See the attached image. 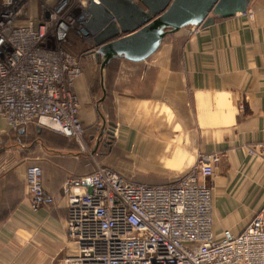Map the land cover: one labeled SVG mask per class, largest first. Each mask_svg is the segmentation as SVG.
Masks as SVG:
<instances>
[{"label": "crops", "instance_id": "crops-1", "mask_svg": "<svg viewBox=\"0 0 264 264\" xmlns=\"http://www.w3.org/2000/svg\"><path fill=\"white\" fill-rule=\"evenodd\" d=\"M37 3L27 1L29 16L37 15ZM92 59L82 60L74 88L83 122L97 114L101 123L115 125L114 139L102 144L115 149L110 169L129 180L165 183L217 153L214 236L237 234L264 213V160L249 153L264 141V0L196 31L185 26L167 34L145 60L114 57L113 66H100L95 76ZM6 129L0 118V134ZM48 137L51 143L36 137L28 153L0 170V264H64L62 257L72 252L61 184L100 161L87 165L65 136ZM32 164L43 170L51 206L30 205L24 170Z\"/></svg>", "mask_w": 264, "mask_h": 264}, {"label": "built area", "instance_id": "built-area-1", "mask_svg": "<svg viewBox=\"0 0 264 264\" xmlns=\"http://www.w3.org/2000/svg\"><path fill=\"white\" fill-rule=\"evenodd\" d=\"M27 1L0 0V118L12 130L34 125L78 139L84 128L74 83L81 61L68 46L75 28L89 41V6L99 1L39 0L35 17ZM249 153L264 160V141ZM219 159L208 154L158 184L107 167L69 175L61 190L73 249L64 264H264L263 212L237 234H213L211 179ZM24 175L31 207L53 205L42 168L28 165Z\"/></svg>", "mask_w": 264, "mask_h": 264}, {"label": "water", "instance_id": "water-1", "mask_svg": "<svg viewBox=\"0 0 264 264\" xmlns=\"http://www.w3.org/2000/svg\"><path fill=\"white\" fill-rule=\"evenodd\" d=\"M98 1L89 6L85 28L90 36V52L103 57L100 65L103 69L113 57L122 56L135 62L145 60L167 34L185 26L205 27L216 18L245 12L252 0Z\"/></svg>", "mask_w": 264, "mask_h": 264}, {"label": "rangeland", "instance_id": "rangeland-1", "mask_svg": "<svg viewBox=\"0 0 264 264\" xmlns=\"http://www.w3.org/2000/svg\"><path fill=\"white\" fill-rule=\"evenodd\" d=\"M47 1L49 2V4H54L56 0H47ZM37 4L39 5V3ZM83 40L84 39L81 38V36L79 35V31L76 28L71 30L70 44L68 47L73 54L77 55L80 58L81 63L82 60L84 61L86 58L92 59V56L95 55L94 53L90 52V50L88 49L89 46L84 44L85 41ZM91 62L93 63L94 68L96 69L95 76H97V72L98 69L100 68L102 61L95 62L92 59ZM93 85H95V87L92 90L96 92L97 84L95 83ZM98 119L99 118L96 114L95 119L93 121L89 123L83 122L84 131L80 138L76 139V138L65 137L67 138L68 141L74 143L80 149L78 154L84 157L83 160L86 161L87 165H89V162H93V160L100 161L99 164H94L93 167H90V169H88L89 171H91L92 169L94 170L97 167L112 168L113 161L116 160V154H113L115 153V149L113 147H112L113 149L112 148L109 149L107 147L104 148L102 145L104 143L108 144L112 141V139H114L113 134H114L115 125L112 123H107V124H105L104 122L101 123ZM25 129L26 128H24L22 131H24ZM110 131H113V134H110ZM24 132H25L24 134L28 136L27 138L25 137L24 139L25 141L23 140V137H20V134H18L19 131L12 130L9 127L2 134H0V170H3L7 166L11 165L12 162L10 160H12V158L22 157L24 156L23 154L28 153L29 149L32 148L34 141L36 140L34 136L37 133L41 134L38 137V139L40 140V142L43 143L45 142L51 143L50 138L48 136L50 134L58 133L49 128H41L40 130H37L32 126L29 127L27 126V129ZM89 136H91L92 139H89ZM217 173H218V166H216L215 168V172L211 179V184L213 183V178L217 175ZM65 257L64 258L62 257L61 261L64 262Z\"/></svg>", "mask_w": 264, "mask_h": 264}, {"label": "trees", "instance_id": "trees-1", "mask_svg": "<svg viewBox=\"0 0 264 264\" xmlns=\"http://www.w3.org/2000/svg\"><path fill=\"white\" fill-rule=\"evenodd\" d=\"M122 57V56H121ZM114 58V57H113ZM113 58H111L110 60V62H108L107 63V66L106 67H110V66H113V63H114V60H112ZM124 58V57H123ZM125 59V58H124ZM127 60V59H126ZM97 62H99V61H97ZM17 131H20V130H17ZM23 135H26V134H24V133H22V134H20V137L21 136H23ZM41 134L40 133H37L34 137L36 138V137H39ZM28 137V136H27ZM67 138H69V137H67ZM67 138H65L66 140H67ZM24 139H25V136H24ZM23 139V140H24ZM23 140H21V141H23Z\"/></svg>", "mask_w": 264, "mask_h": 264}]
</instances>
